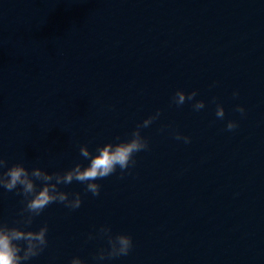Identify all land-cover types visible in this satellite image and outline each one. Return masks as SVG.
Listing matches in <instances>:
<instances>
[{
  "label": "clouds",
  "instance_id": "clouds-1",
  "mask_svg": "<svg viewBox=\"0 0 264 264\" xmlns=\"http://www.w3.org/2000/svg\"><path fill=\"white\" fill-rule=\"evenodd\" d=\"M238 95V93L233 94ZM197 96L194 90L185 93L177 90L172 101L177 106L183 105L186 101H193ZM193 109L199 111L205 107L203 100H195ZM236 111L243 115V106H237ZM160 116L157 111L149 116L136 129L132 131L130 138L117 143H106L96 148V153L90 152L87 145H81L79 152L82 157L89 160L87 166L76 163L74 167L64 172H47L39 167L29 171L23 164L17 163L11 167L7 166V161L0 157V188L7 191L18 190L23 196L20 219L13 225L0 221V264H25L33 257L40 255L48 245V226L44 224L37 231L30 230L34 218L40 216L44 209L52 203H61L65 207L75 210L82 204L80 193H69L60 189V185H68L73 181L86 184V192H91L93 196H99L101 185L95 181L111 176L117 168L121 171V178L125 170L130 166L134 167L136 153L149 148L148 140L141 135V129L149 127ZM217 118L223 119L225 110L222 105H217ZM238 127L235 121L229 120L226 125L228 131ZM176 140H183L190 143V137L175 133ZM119 141V138L117 137ZM7 169L3 171V169ZM36 181H40L38 188ZM101 235L107 237L109 247L101 249L93 264H102L106 258L126 256L133 247V240L130 235H112L111 228L102 226L99 229ZM93 237L89 235V239ZM70 264H85L80 257H73Z\"/></svg>",
  "mask_w": 264,
  "mask_h": 264
}]
</instances>
